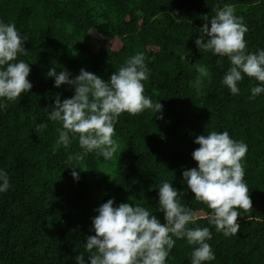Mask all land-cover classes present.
I'll use <instances>...</instances> for the list:
<instances>
[{
  "label": "trees",
  "instance_id": "trees-1",
  "mask_svg": "<svg viewBox=\"0 0 264 264\" xmlns=\"http://www.w3.org/2000/svg\"><path fill=\"white\" fill-rule=\"evenodd\" d=\"M226 4L248 29L246 51L264 50V0H0V22L14 23L26 39L27 54L13 62L29 63L32 84L15 101L0 98V105L7 104L0 106V171L10 183L0 193V264H76L81 253L90 264L84 246L95 235L96 209L109 199L114 207L140 204L166 223L159 210L163 181L197 213L188 227L210 229L206 242L215 259L203 264H264V92L250 98L259 82L244 75L233 95L222 84L229 59L195 44L203 35V17ZM141 52L149 73L144 95L159 101L162 111L122 113L113 136L119 150L110 160L96 151L85 154L78 138L54 150L62 124L51 121L48 111L57 96L63 101L75 91L67 84L56 87L48 71L67 70L74 79L83 68L107 82ZM195 65L209 75L200 77ZM41 123L47 128L37 132ZM213 130L227 131L248 149L242 163L253 208L237 209L240 229L231 236L209 223L211 210L183 178L184 171L198 168L192 158L196 137ZM77 154L84 159L68 162ZM71 166L78 167V179ZM172 238L166 264H191L194 246Z\"/></svg>",
  "mask_w": 264,
  "mask_h": 264
},
{
  "label": "clouds",
  "instance_id": "clouds-1",
  "mask_svg": "<svg viewBox=\"0 0 264 264\" xmlns=\"http://www.w3.org/2000/svg\"><path fill=\"white\" fill-rule=\"evenodd\" d=\"M214 12L211 18L208 15L203 17L205 23L200 28L203 35L195 40V44L202 52H212L229 59L231 66L222 84L233 95L239 93L237 85L244 75L258 81V86L251 88L250 98H254L264 92V50L255 53L246 51L244 37L248 29L243 18L235 15L233 6L218 5ZM25 41L14 23L0 22V98L15 101L32 88L27 79L31 71L29 63L23 60L13 62L18 54H27ZM195 67L200 77L209 75L205 66ZM148 74L142 52L128 58L107 82L83 68L74 79H69L67 70L57 74L55 68L50 69L47 75L55 78L56 87L67 84L75 91L72 98L63 101L57 96L51 111H48L51 121L62 124V128L57 129L59 138L54 150L60 146L67 149L72 140L78 138L85 154L96 151L104 159H112L119 150L113 136L115 123L122 113L136 115L150 109L155 116L162 111L163 105L159 101L153 103L144 95L142 81L148 79ZM0 106L6 108L7 104ZM158 118L162 119V116ZM35 128L37 132H42L47 124H36ZM194 143L199 145L192 153L198 168L184 171V181L195 199L211 210L206 217L209 223L225 236L236 235L240 229L237 209L248 212L253 208L248 186L244 182L242 163L247 145L233 140L227 131L214 130L196 137ZM83 159L84 155L80 154L68 156V162ZM71 167L72 176L78 179L75 170L78 167ZM9 187V177L0 171V193L6 192ZM158 188L159 210L164 213L166 223L162 224L140 204L121 203L114 207V201L109 199L96 209L98 215L92 219L95 235L89 236L84 246L85 252L90 253V264H166L175 245L173 236L186 239L188 245L194 246L190 254L191 264L215 259L210 244L206 242L211 239L210 229L188 227L196 223L197 213L180 203L178 196L181 192L168 181H163ZM75 259L76 264H85L84 253Z\"/></svg>",
  "mask_w": 264,
  "mask_h": 264
}]
</instances>
